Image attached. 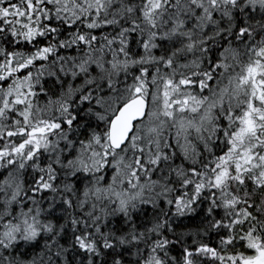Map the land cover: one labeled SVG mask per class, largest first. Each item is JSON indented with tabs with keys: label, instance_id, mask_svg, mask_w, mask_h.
Instances as JSON below:
<instances>
[{
	"label": "snow or ice",
	"instance_id": "snow-or-ice-1",
	"mask_svg": "<svg viewBox=\"0 0 264 264\" xmlns=\"http://www.w3.org/2000/svg\"><path fill=\"white\" fill-rule=\"evenodd\" d=\"M0 264H264V0H0Z\"/></svg>",
	"mask_w": 264,
	"mask_h": 264
}]
</instances>
